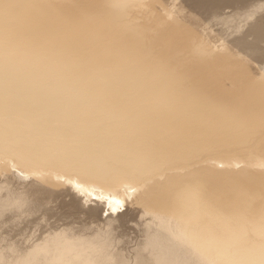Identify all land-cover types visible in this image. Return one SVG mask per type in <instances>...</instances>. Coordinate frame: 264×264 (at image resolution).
I'll use <instances>...</instances> for the list:
<instances>
[{
    "label": "bare ground",
    "instance_id": "1",
    "mask_svg": "<svg viewBox=\"0 0 264 264\" xmlns=\"http://www.w3.org/2000/svg\"><path fill=\"white\" fill-rule=\"evenodd\" d=\"M129 1L0 0V216L35 192L104 196L117 212L159 179L157 201L140 211L147 254L135 264H264V83L248 90L198 45L178 47L172 63L171 44L149 49ZM16 172L40 178L21 185ZM102 234L61 231L4 255L125 264Z\"/></svg>",
    "mask_w": 264,
    "mask_h": 264
},
{
    "label": "rangeland",
    "instance_id": "2",
    "mask_svg": "<svg viewBox=\"0 0 264 264\" xmlns=\"http://www.w3.org/2000/svg\"><path fill=\"white\" fill-rule=\"evenodd\" d=\"M104 1L106 2L109 0ZM104 1L89 0L90 3L96 2L97 4L99 2V4H101V2L105 3ZM130 1V4L133 3V6L131 4L129 5V7L127 4L128 7H126L125 10L128 9L126 10L127 15L130 16V14H133L130 17L131 20L136 19L138 23V20L140 19V23L138 24L142 27L147 28L146 30H148V32L146 31L145 34V43L147 44L149 49H151L152 47L151 50H155L154 52H159L160 50L163 51L165 48L164 52H166L167 45L171 44V48L174 51L172 52L170 50V53L168 54L170 55L169 59L172 60V63H174L177 61V51L184 47L185 49L188 48V50L185 51L187 53L189 51L190 45H198L202 47L207 54L217 56L219 58V62L224 65V68L232 71L233 74H235V76L242 81V85L245 84L248 90H250L251 88H255L258 81H262V83H264V0H234L232 1V4H230L231 0ZM144 7L146 8V10ZM133 9L136 11H134ZM140 16L141 18H139ZM147 16L148 20H146L145 18L142 21V18ZM202 20L203 22L201 24ZM239 25H241V27ZM253 26L255 27L254 30ZM258 27L262 31H260ZM249 29L251 30V32ZM162 31H165V33ZM194 31L197 33H195ZM259 31L262 33H260ZM202 33H204L205 36ZM217 33L219 34V37L217 36ZM242 33L247 34L246 36L250 40H253L257 36V40L255 39L253 41H247L249 39H246L245 35L243 36ZM251 33L254 35L253 37L250 35ZM162 34L163 36L165 35V38L170 39V42L161 45L160 42L162 41L160 38ZM208 36L210 37V39ZM259 38L260 40H258ZM189 39L192 40L190 41ZM235 39L241 40L236 41ZM238 42H241L242 44L244 43L243 45L245 48L243 47V45H241V43L238 44ZM187 43L189 47H187ZM227 43L229 47L227 46ZM253 43L255 45H253ZM230 45L237 47H233ZM224 46L226 47V50ZM178 47L180 49H178ZM259 48H262V50H260ZM228 49H230L231 52H229ZM233 49L234 51H232ZM240 49H242L243 51ZM249 49L251 50V52ZM254 51L256 53H254ZM235 52H237V55L235 54ZM241 52L242 54L244 53L243 56ZM161 53L162 52L156 55H159ZM238 53L241 55H239ZM255 55H257L259 58ZM260 55L263 57V60L260 58ZM172 56L175 57L173 58ZM254 60L256 61L254 62ZM261 60L262 65L260 63ZM249 61L250 63H248ZM256 62H258L259 64H257ZM254 66L256 67L255 70ZM259 66L262 67H260V70L258 69ZM249 68L251 69L249 70ZM249 71L251 73H249ZM222 80V83L224 85H226L227 87H231L232 83L230 79L222 77ZM251 84L252 86H256L251 87ZM38 177V175L32 176L33 179H31L30 177L23 176V173L21 172L19 174L16 172L13 178L21 185H27L30 184L32 180L38 179ZM156 182H159V179L158 181L150 183L152 186L154 185V190L150 193V195H141V197L137 200H135L134 195H132L131 197H127V203H125L124 207H122L121 209L119 208L117 212H114L111 209V207L108 205V199L104 196L97 195V197L91 198V201H88V199L83 200L81 198L74 200L73 198H68L66 196L62 197L61 195L54 196L50 199L42 192L40 194H38V192L33 193L35 194V196L28 194L30 202L27 207L25 205L24 208L19 209L18 211H15L16 209L13 207H7L2 211L4 214L0 216V251L3 253V262L0 264H22L19 259L6 257L4 255V251L10 249L15 251L19 255H22L23 252H27L31 248H29V242L33 239V242L36 241V243L42 244L49 237L61 231L72 234L83 233L89 235L92 228H98L101 234H104H102L103 236H101V240H103L106 244H108L109 242L113 257H115V253H121L122 257L125 259V264H135L136 255L147 254V252L142 249L144 235L140 211L143 210L145 204H153L157 201V198L153 197V194L161 188V185L157 184ZM67 184L68 183H66L65 185L68 188L69 185ZM70 193L73 194L74 189H71ZM87 198L90 197L87 196ZM87 228L89 229V231H87ZM114 264L120 263L116 259H114Z\"/></svg>",
    "mask_w": 264,
    "mask_h": 264
}]
</instances>
